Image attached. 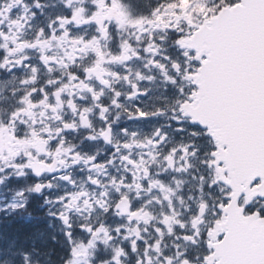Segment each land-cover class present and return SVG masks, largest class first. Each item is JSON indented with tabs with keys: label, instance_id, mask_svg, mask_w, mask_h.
<instances>
[{
	"label": "snow or ice",
	"instance_id": "obj_1",
	"mask_svg": "<svg viewBox=\"0 0 264 264\" xmlns=\"http://www.w3.org/2000/svg\"><path fill=\"white\" fill-rule=\"evenodd\" d=\"M0 264H264V0H0Z\"/></svg>",
	"mask_w": 264,
	"mask_h": 264
}]
</instances>
